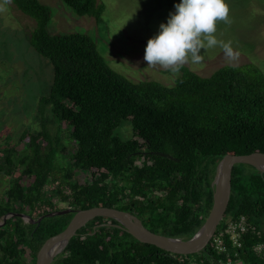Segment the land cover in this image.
Returning a JSON list of instances; mask_svg holds the SVG:
<instances>
[{"label":"trees","instance_id":"16d2710c","mask_svg":"<svg viewBox=\"0 0 264 264\" xmlns=\"http://www.w3.org/2000/svg\"><path fill=\"white\" fill-rule=\"evenodd\" d=\"M11 1L36 21L30 44L53 66V83L41 109L51 106L76 150L70 163L58 164L56 157L65 149V144L55 145L62 140L59 127L54 144L45 130L25 131L21 141L28 145L22 153L1 142L0 177H8L10 184L0 199V219L42 206L54 210L53 198L59 196L75 210L115 208L134 214L154 233L193 237L212 208L219 162L228 154L264 153L262 70L254 64L224 66L202 77L181 66L173 86L136 83L107 63L92 36L51 34L52 11L40 0ZM62 1L77 15L102 24L105 6L98 0ZM124 121L132 125L129 140L116 135ZM41 140L49 150L43 151ZM21 165L26 167L17 174ZM78 171L90 179L73 180ZM50 185L53 192L47 190ZM164 190L167 194L159 196ZM47 215L40 225L12 217L0 226V264H36L44 243L74 216ZM241 216L255 231L244 234L241 249L229 248L239 251L242 264H264V175L244 164L234 167L225 219ZM117 224L110 218L92 220L56 264H219L231 258L215 251V235L203 252L183 256L141 243Z\"/></svg>","mask_w":264,"mask_h":264},{"label":"rangeland","instance_id":"374dc122","mask_svg":"<svg viewBox=\"0 0 264 264\" xmlns=\"http://www.w3.org/2000/svg\"><path fill=\"white\" fill-rule=\"evenodd\" d=\"M40 1L52 11L48 26L51 34L92 36L107 63L129 80L136 83L156 81L173 86L180 77V73L160 65H148L143 59L148 39L157 33L162 22H166L179 0H98L105 6L102 24H97L91 16L77 15L62 0ZM226 3L228 16L217 21L213 33L217 44L201 50L199 63L189 58L182 66L202 77H209L224 66L245 64H254L264 73V0H226ZM35 27L36 21L22 13L11 0H0V143L22 153L28 145L27 141H21L25 131L39 133L45 130L54 144L58 129L62 128L59 134L62 140L58 139L55 145L60 149L65 144V149L63 155L58 153L56 161L66 164L70 163L76 144L69 138L66 124L59 125L51 106L41 109V99L50 93L54 71L51 62L30 44L29 37ZM116 135L123 140L131 139V123L124 121ZM45 141H40L43 146L46 144L43 151L50 149ZM17 157L18 154L15 159ZM0 162L3 163L2 155ZM19 167L17 174L26 166ZM87 174L78 171L73 180L90 179ZM0 178V199H3L10 181L5 176ZM29 181L27 179V185ZM52 188L54 186L50 185L47 190L51 192L55 189ZM53 200L55 210L69 208L61 197L56 196ZM2 222L0 219V224Z\"/></svg>","mask_w":264,"mask_h":264},{"label":"water","instance_id":"95a60500","mask_svg":"<svg viewBox=\"0 0 264 264\" xmlns=\"http://www.w3.org/2000/svg\"><path fill=\"white\" fill-rule=\"evenodd\" d=\"M162 156L171 157L167 154ZM249 165L256 168L264 175V153L255 152L249 155H226L217 165L213 186V205L210 213L198 230L189 239L168 237L157 234L144 226L142 221L129 212L115 208L94 207L87 210H75L67 208L61 211H54L47 217L74 214L67 228L61 233L49 238L40 249L36 264H53L55 258L67 248L70 241L77 236L78 231L85 227L92 220L103 217L116 220L119 227L126 230L139 242L154 245L168 253L177 255H193L203 252L215 235L217 228L225 219L231 194H232V175L236 165ZM12 217H20L30 224L40 225L45 217L35 220L31 216L22 213H11L3 217L4 225Z\"/></svg>","mask_w":264,"mask_h":264},{"label":"clouds","instance_id":"9594fccd","mask_svg":"<svg viewBox=\"0 0 264 264\" xmlns=\"http://www.w3.org/2000/svg\"><path fill=\"white\" fill-rule=\"evenodd\" d=\"M228 12L226 0H179L166 22L148 39L143 59L148 65H160L173 72L189 58L199 63L201 50L217 44L213 35L217 21L225 20Z\"/></svg>","mask_w":264,"mask_h":264},{"label":"built area","instance_id":"2783aa9c","mask_svg":"<svg viewBox=\"0 0 264 264\" xmlns=\"http://www.w3.org/2000/svg\"><path fill=\"white\" fill-rule=\"evenodd\" d=\"M65 193L69 194V191L65 190ZM54 209H56V207ZM51 211H53L51 207L42 206L36 208L33 214L39 217ZM249 230L255 231V228L251 226L245 216H241L238 219L228 217L221 222L213 239L214 249L219 255L224 253L227 257L231 255V258L220 260L219 264H242L239 261V251L235 250L232 252L229 245L235 249H241L242 238ZM261 248L262 246H259L257 249L260 250Z\"/></svg>","mask_w":264,"mask_h":264},{"label":"flooded vegetation","instance_id":"af4514ba","mask_svg":"<svg viewBox=\"0 0 264 264\" xmlns=\"http://www.w3.org/2000/svg\"><path fill=\"white\" fill-rule=\"evenodd\" d=\"M157 193L159 194V196H165V195L167 194V191L164 190V191H159V192H157ZM69 208H71V207H69ZM73 209H74V208H73ZM54 211H57V210L54 209L53 211H51V212H49V213H45V214H43V215H41V216H39V217L35 216V215L33 214V211H31V213H22V214H27V215L31 216L32 218H34L35 220H38L39 218H41V217H43V216H45V215H47V214H50V213H52V212H54ZM1 219H3V217H2ZM44 219H45V218H44ZM116 227L120 228V227H119V224H117ZM64 252H65V250L63 251V253H61L59 256H57V257L55 258L53 264H56L59 260H61L63 257L66 256V254H65Z\"/></svg>","mask_w":264,"mask_h":264}]
</instances>
